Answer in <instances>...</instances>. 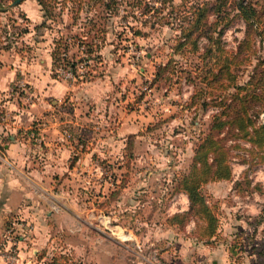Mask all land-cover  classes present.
Listing matches in <instances>:
<instances>
[{
	"label": "rangeland",
	"instance_id": "obj_1",
	"mask_svg": "<svg viewBox=\"0 0 264 264\" xmlns=\"http://www.w3.org/2000/svg\"><path fill=\"white\" fill-rule=\"evenodd\" d=\"M14 1L0 0V49L17 52L23 67L4 100L16 103L22 118L16 135L31 155L24 164L30 195L21 212L0 223V254L7 255L0 264H180L175 253L179 245L184 244L185 252L210 244L198 238L196 227L186 231L194 219L184 226L172 221L190 205L178 185L190 171L212 116L222 107L211 96L205 106V97L198 95L205 82L189 80L184 73L166 72L152 85L157 67L171 58L179 62L173 64L177 71L200 63L199 54L173 57L176 28L185 15L178 19L174 12L173 18L169 11H177L181 3L208 0H109L111 9L101 0H67L65 8L53 4V15L40 28L45 16L34 22L20 9L24 0ZM250 2L262 20L249 24L238 15L222 37L224 49L243 59L235 68L240 85L256 69L264 70V0H246ZM147 6L160 12L144 15ZM251 28L256 32L248 41ZM200 42L201 53L210 42ZM34 58L37 81L35 70H29ZM74 61L76 72L67 64ZM46 75L68 84L71 93L74 87H85L77 91L86 96L80 102L81 125L66 122L61 132H52L50 121L77 118L71 114L77 100L74 93L46 94ZM253 113L257 125L264 124V110ZM2 117L9 121L12 114L6 110ZM52 133L59 136L53 139ZM11 134L7 130L2 136L1 150ZM226 145L234 181L230 192L227 180L209 182L202 191L219 219L228 202L259 197L264 221V149L241 137L228 139ZM60 148L68 151V170L45 172L52 151ZM229 243L235 249L241 239Z\"/></svg>",
	"mask_w": 264,
	"mask_h": 264
},
{
	"label": "trees",
	"instance_id": "obj_2",
	"mask_svg": "<svg viewBox=\"0 0 264 264\" xmlns=\"http://www.w3.org/2000/svg\"><path fill=\"white\" fill-rule=\"evenodd\" d=\"M38 1L46 19L41 26L46 24L49 15H53L55 7L53 4H60L62 7L67 4V0ZM101 1L103 7L111 9V1ZM178 8L177 11L176 7L169 11L172 17L174 12H178V19L179 15H182V19L185 15V19L181 20L183 24H179L176 28L178 34L175 37L173 57L176 54L184 56L199 54L200 63L189 64L190 68H181L180 71H177L176 65L173 64L179 62L171 58L167 63L157 67L152 85L160 83L166 72L172 71L173 75L175 73L177 75L178 72L184 73L189 76L187 78L189 80L205 82L207 87L198 90V95L205 97V106L209 105L206 100L211 96L212 102H217L222 107L212 116L208 131L200 139L195 149L190 171L182 176L178 185L179 190L187 193L189 197V210L175 215L172 221L173 224L184 226L194 219L198 238L211 241L218 232L220 219L217 209L214 205L209 204L202 188L212 181L231 179L232 168L229 147L226 145L227 140L241 137L264 149V124L257 125V120L253 118V112L256 114L258 110H264V70L256 69L245 84H237L235 68L238 61L243 59H241V54H229L224 49L222 37L238 15H242L249 24H252L253 19L261 21L262 18L254 4L247 5L246 0H208L198 4L194 1L190 5L181 3ZM2 10L0 9V11ZM158 12H160L159 9L147 6L143 14L153 13L152 16H156L155 14ZM233 12L236 13L232 14ZM255 32L254 28L250 29L248 41ZM202 38H206L210 44L200 53ZM246 47L251 48V42ZM54 59L57 63L61 62V59L56 57ZM67 64L73 71H76L77 62ZM231 88L235 90L233 93L230 91ZM256 107L261 109H255ZM256 248L258 249V264H264V241Z\"/></svg>",
	"mask_w": 264,
	"mask_h": 264
},
{
	"label": "crops",
	"instance_id": "obj_3",
	"mask_svg": "<svg viewBox=\"0 0 264 264\" xmlns=\"http://www.w3.org/2000/svg\"><path fill=\"white\" fill-rule=\"evenodd\" d=\"M63 7H67L66 4ZM20 9L28 14L27 16L34 22H40L42 17H44L42 8L36 0H24ZM211 20H213L212 17ZM40 27L41 25L37 28ZM36 60L37 58H34V65L33 60L30 61L29 69L31 73L35 70V74L32 75L35 76V81H37L38 77L36 75L38 74ZM20 67H23V59L17 52H12V49L9 51L0 49V142L3 140L2 136H5L7 130L14 133L10 135V142L3 144L2 150L0 149V223H4V218L8 217V215L21 212L20 208L23 201L30 195L28 189L24 186V164L26 162L25 159L31 155H28V152L23 147L24 142L20 138H17L16 135L17 129L21 130L22 128V118L17 112V104L4 100ZM46 78V94L49 95L51 92L55 94L56 91L68 92V94L74 93L72 97L74 98L75 96L77 100L76 103L72 104L74 111L71 113L76 114L77 118L74 119L72 116V118L66 121H57L56 119L50 121L52 132H61V124L66 125V122H69V124L72 122L71 124L75 127L76 125H81L80 120L83 119H81L80 111L83 105L80 102L86 96L81 92L77 93V91H82L85 87H74V91L71 93L70 89H68L70 88L68 84L59 80H51L47 75ZM101 88L106 92V88L103 86ZM52 106L53 110H57L60 107L57 106L55 101L52 103ZM6 110L9 114H12V118L9 121L4 117L2 119L5 120H1V115ZM1 112L3 113L1 114ZM30 117L33 118L32 111L30 112ZM55 134L52 133L53 139L59 136V134ZM53 151V157L47 160L48 165H46L47 167L44 168V171L49 172L51 169L58 172L62 169L68 170L69 167L66 168L64 161L68 156V151L66 149L61 150V148L57 153ZM227 182L229 183L227 190L230 192L234 181L227 180ZM233 194H236V190ZM261 201L259 197H254L251 200L244 199L237 202H228L226 204L227 211L223 216H220V227L217 234L211 239V243L191 246L192 248L187 249L185 252L184 244H181L182 246L179 245V249L175 251L178 254V261L176 262L180 264H258V249L255 247H258L260 241L264 240V233L262 232L264 221H261L259 215L262 208ZM188 210L189 202H187V207H183L180 211L185 212ZM194 227H196L195 220L187 226L186 231L191 232ZM231 234L233 235L231 236ZM222 236L226 237L222 238ZM234 237L241 239V245L235 249L229 243L230 239ZM257 243L258 246H256Z\"/></svg>",
	"mask_w": 264,
	"mask_h": 264
},
{
	"label": "built area",
	"instance_id": "obj_4",
	"mask_svg": "<svg viewBox=\"0 0 264 264\" xmlns=\"http://www.w3.org/2000/svg\"><path fill=\"white\" fill-rule=\"evenodd\" d=\"M71 70H72V69H71ZM76 71H78V69H76ZM76 71H73V70H72V72H76ZM68 74H71V71H68ZM8 238H9V236H8ZM256 246H258V243H257ZM5 256H7V255H6V254H3V253L0 254V260L2 259V261H3L4 263H6V262H5V258H4Z\"/></svg>",
	"mask_w": 264,
	"mask_h": 264
},
{
	"label": "water",
	"instance_id": "obj_5",
	"mask_svg": "<svg viewBox=\"0 0 264 264\" xmlns=\"http://www.w3.org/2000/svg\"><path fill=\"white\" fill-rule=\"evenodd\" d=\"M20 2H21V0H15V1L13 2V5H16V4L20 3Z\"/></svg>",
	"mask_w": 264,
	"mask_h": 264
}]
</instances>
